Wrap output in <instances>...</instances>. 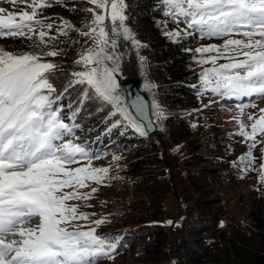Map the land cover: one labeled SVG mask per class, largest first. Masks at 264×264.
<instances>
[{
  "label": "snow or ice",
  "instance_id": "snow-or-ice-1",
  "mask_svg": "<svg viewBox=\"0 0 264 264\" xmlns=\"http://www.w3.org/2000/svg\"><path fill=\"white\" fill-rule=\"evenodd\" d=\"M7 2L15 5L17 0ZM87 3L94 7L82 9L89 21L79 29L63 18L57 22L45 16L47 9L63 5V0H31L25 5L30 11L18 14L0 7V37L28 42L26 49L17 52L0 49V264H102L114 259L121 246L119 235L97 232L108 219L93 220L95 213L80 212L71 203L92 199L97 187L81 191L90 184L104 185L113 179L111 166L93 167L94 160L108 153L95 150L90 139L80 141L76 135L84 130L81 114L86 107L94 110L90 114L102 113L103 136L109 138L114 131L124 135L129 130L149 137L155 121L168 116L155 93L150 104L140 95L126 100L120 82L124 58L134 51L142 76H147L150 67L141 55L147 45L128 26L131 17L126 13L131 5L126 0ZM155 3L164 18L156 26L170 43L190 37L223 40L222 45L194 50L200 54L198 59L193 57L196 63L211 67L202 68L199 87H192H197L199 95L212 93L238 102L248 98L236 104L238 112L233 117L239 127L236 135L250 141L239 165L243 172L256 171L264 185V162L257 168L253 156L257 145H264V108L259 109L258 119L246 115L250 127L244 119L247 108H256V101L264 100V0ZM106 19L110 30H106ZM74 34L91 38L94 46L79 54L70 72L57 71L65 65L49 58L64 55L69 42L81 43L72 40ZM143 87L152 92L157 85L145 79ZM66 97L67 105L63 103ZM101 139L98 134L96 143ZM261 153L264 159V147ZM120 159L112 153L111 160L118 163ZM74 221L87 223L69 230Z\"/></svg>",
  "mask_w": 264,
  "mask_h": 264
},
{
  "label": "trees",
  "instance_id": "trees-1",
  "mask_svg": "<svg viewBox=\"0 0 264 264\" xmlns=\"http://www.w3.org/2000/svg\"><path fill=\"white\" fill-rule=\"evenodd\" d=\"M126 2L131 5L126 13L131 17L129 24L147 45L141 53L150 62L147 72L157 85L158 103L168 116L161 120L164 133L147 143L131 130L103 136V114H90L94 110L87 107L81 114L84 130L79 140L88 138L95 150L108 153L99 160L111 166L113 177L99 190L100 206L109 222L97 232L119 235L121 246L114 259L102 263L264 264V185L257 173V183L238 193L236 175H230L221 162L229 141L212 121L216 114L205 107V94L197 93L201 70L195 65V54L184 50H194L195 41L170 43L161 34L156 22L164 18L156 11L160 5L155 0ZM63 5L47 9L45 16L57 22L63 18L78 29L89 21L82 11L93 6L87 0H63ZM72 7L76 12L69 10ZM81 39L78 34L72 36V40ZM5 40L7 51L27 48L23 38ZM64 47V55L49 59L65 65L57 71L70 72L80 45L69 42ZM98 134L100 143H96ZM113 152L121 156L118 163L111 160ZM168 196L182 205L174 223L165 227L164 198Z\"/></svg>",
  "mask_w": 264,
  "mask_h": 264
},
{
  "label": "rangeland",
  "instance_id": "rangeland-1",
  "mask_svg": "<svg viewBox=\"0 0 264 264\" xmlns=\"http://www.w3.org/2000/svg\"><path fill=\"white\" fill-rule=\"evenodd\" d=\"M86 1V0H84ZM31 0H17V3L15 5L9 4L7 0H2L0 2V7H3L6 9V12H12L14 14H18L20 11H25L30 9L26 8V3H30ZM94 7V6H92ZM99 11V10H97ZM180 27H184L183 24L180 25ZM235 38H241V37H235ZM258 38V37H257ZM191 40L195 41V46L194 50L197 47L201 46H207L209 44H217V45H222L223 40H217V39H199L197 38H188ZM81 43H79L80 47H78L79 54L86 50L87 48L93 47L94 42L91 40V38H82ZM0 49L7 51L6 49V40L5 37H0ZM193 50V53L195 54V57L198 59L200 57V54L195 53ZM207 55H214L212 54H205ZM224 60L218 61V63H224ZM195 65L196 67L202 71L203 67H211V65H200L196 63L195 60ZM205 99L207 100L205 102V107H207L210 111H215V116H213L212 121L214 123L219 124L221 131L225 133V137L228 139V144L225 146V149L222 155V163L224 166H227L228 172L230 175H236V182L238 184L237 191L238 193L246 192L247 189L250 187H253L257 183V172L249 170L247 172L241 171L242 165H239V158L242 155H246L248 151V144L250 141L246 142L243 137L236 135V133L239 131V127L237 124V121L233 118L234 114L238 112V109L236 108L237 103H246L248 98H244L243 101H234V100H228L225 98H222L220 96H216L212 93H205ZM255 99V98H253ZM224 100V102L222 101ZM226 101V102H225ZM220 102H223V105H226L224 109L222 108H217L218 105H220ZM257 107L256 108H247L245 110V123L249 125L250 127V121L246 120V115L247 114H253L257 119L259 118V115L261 114L259 112L260 108H264V100H257L256 101ZM76 133L77 137L80 135V131H77ZM261 137L258 135L257 140H260ZM261 147H264V145H257V148L253 150V156L255 157V165L258 168L260 163L264 162V159H262V153H261ZM236 162L239 167H234L233 163ZM93 167H106L104 162L101 160H94L93 161ZM91 187H97L98 191L95 193L92 199L87 200V201H72L71 203L77 204L79 206L78 210L80 212H87V213H95L96 215L92 217V219H103L105 216L104 211L102 210L100 204H101V196L99 194V190L103 187V185H94L90 184L89 188L83 189L81 191H91ZM182 203L175 198L174 196H168L164 198V218H163V225L165 227H168L174 223V221L177 219L178 216V210ZM169 221L171 224H169ZM87 222L84 221H74L72 224L68 225L69 230H71L75 225L80 224V225H86ZM99 228V227H98ZM86 230V229H82ZM102 264H115L111 262H104Z\"/></svg>",
  "mask_w": 264,
  "mask_h": 264
},
{
  "label": "water",
  "instance_id": "water-1",
  "mask_svg": "<svg viewBox=\"0 0 264 264\" xmlns=\"http://www.w3.org/2000/svg\"><path fill=\"white\" fill-rule=\"evenodd\" d=\"M105 24L107 26L106 30H110V27H111L110 20H107L105 22ZM128 26L132 29L129 22H128ZM133 32L135 33L134 30H133ZM136 37H137V35H136ZM137 39H138V37H137ZM141 55H142V53H141ZM123 72H124V79H122L120 82H121V84L125 90L124 94H125L126 100L128 102H130L132 99H135V97L137 95H140L144 98L145 103L150 104L151 100L153 99V93H155L154 98L158 102L155 89H153L152 92H149V91L145 90L143 87L145 79H147V81L150 83H153V81L151 80V77L149 76L148 72H147L146 77L142 76L140 74V67L136 61V56H135L134 51L131 52L129 56H126L124 58ZM153 120L155 121V117H153ZM155 123H156V128L154 131H152L150 133V136L149 137H142L147 142L150 141L152 139V137H154L156 135H162L164 133V127H163L162 121L161 120L155 121Z\"/></svg>",
  "mask_w": 264,
  "mask_h": 264
},
{
  "label": "bare ground",
  "instance_id": "bare-ground-1",
  "mask_svg": "<svg viewBox=\"0 0 264 264\" xmlns=\"http://www.w3.org/2000/svg\"><path fill=\"white\" fill-rule=\"evenodd\" d=\"M107 20H108V19H106V21H107ZM106 21H105V22H106ZM223 106L225 107L226 105H223Z\"/></svg>",
  "mask_w": 264,
  "mask_h": 264
}]
</instances>
